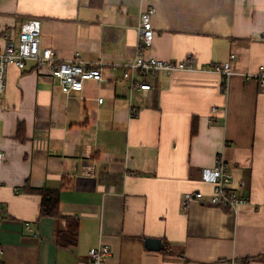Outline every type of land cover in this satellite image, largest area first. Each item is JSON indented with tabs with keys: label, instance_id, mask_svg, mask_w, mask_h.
<instances>
[{
	"label": "crops",
	"instance_id": "crops-1",
	"mask_svg": "<svg viewBox=\"0 0 264 264\" xmlns=\"http://www.w3.org/2000/svg\"><path fill=\"white\" fill-rule=\"evenodd\" d=\"M149 7L155 38L147 55L199 68L231 61L220 75L161 73L134 98L120 70L66 94L32 64L10 67L0 96L2 264H264V0H0V36L41 23L42 46L62 60L120 64L136 56L139 15ZM92 65H90V68ZM103 98V103L98 100ZM216 109V112H212ZM219 156L248 199L236 214L185 194L212 186L202 171ZM59 191V220L40 216V191ZM78 225L75 247L57 237ZM159 239L167 253L151 251Z\"/></svg>",
	"mask_w": 264,
	"mask_h": 264
},
{
	"label": "built area",
	"instance_id": "built-area-1",
	"mask_svg": "<svg viewBox=\"0 0 264 264\" xmlns=\"http://www.w3.org/2000/svg\"><path fill=\"white\" fill-rule=\"evenodd\" d=\"M156 9L149 7L139 15L137 32L136 56L126 62L116 64L99 60L94 63L85 62L78 58L71 60L60 59L56 52L42 46L41 23L37 20L24 22L18 31L6 30L0 36V96L5 93L7 85V72L10 67L24 71L28 64H32L35 72L46 73L49 79L57 81L66 94L80 93L84 84L88 80L97 82L104 81V73L109 70H120L122 81L127 84L129 91L130 113L137 116V109L133 102L136 96L147 97L152 86L149 80L155 79L161 73L173 74L178 72H205L220 75L223 78L221 90L224 95L228 93L229 78L234 73L230 60L215 64L209 68H199L189 60L184 61H164L148 56L147 50L153 46L155 32L153 28V16ZM90 65L92 67L90 68ZM246 82L257 81L264 87V71L243 74ZM103 98L98 100V104L103 103ZM213 109L212 112H216ZM202 181L212 186V192L206 196L202 192L185 194L182 199V207L188 210L192 204L208 205L222 210H229L236 214L238 210L247 204L248 199L242 188L235 187L231 168L223 156H219L215 165L210 169L202 171ZM0 208V224H1ZM3 251L0 248V258ZM111 256L108 246L99 245L92 248L88 253V258L92 264H102ZM1 264V261H0ZM228 264H240L232 259Z\"/></svg>",
	"mask_w": 264,
	"mask_h": 264
},
{
	"label": "trees",
	"instance_id": "trees-1",
	"mask_svg": "<svg viewBox=\"0 0 264 264\" xmlns=\"http://www.w3.org/2000/svg\"><path fill=\"white\" fill-rule=\"evenodd\" d=\"M104 5V0H89V7L95 10H101ZM41 205L40 216L50 217L54 220H59V204L60 194L59 191H40ZM78 238V225L72 224L70 226L68 234L65 236L58 235L57 244L59 247H75ZM163 252L167 253L168 246L164 244ZM2 264V263H1Z\"/></svg>",
	"mask_w": 264,
	"mask_h": 264
},
{
	"label": "water",
	"instance_id": "water-1",
	"mask_svg": "<svg viewBox=\"0 0 264 264\" xmlns=\"http://www.w3.org/2000/svg\"><path fill=\"white\" fill-rule=\"evenodd\" d=\"M145 246L147 249L151 250V251H162L164 248V245L162 243L161 240L159 239H150L147 238L145 240Z\"/></svg>",
	"mask_w": 264,
	"mask_h": 264
}]
</instances>
